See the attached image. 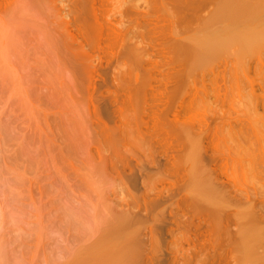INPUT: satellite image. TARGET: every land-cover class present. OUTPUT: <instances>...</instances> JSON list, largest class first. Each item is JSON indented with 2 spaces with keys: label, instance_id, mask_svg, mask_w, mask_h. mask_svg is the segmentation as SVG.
I'll use <instances>...</instances> for the list:
<instances>
[{
  "label": "rangeland",
  "instance_id": "obj_1",
  "mask_svg": "<svg viewBox=\"0 0 264 264\" xmlns=\"http://www.w3.org/2000/svg\"><path fill=\"white\" fill-rule=\"evenodd\" d=\"M255 1L66 0L73 50L98 69L88 79L68 48L56 53L52 38L64 29L51 8L0 0V120L9 144L0 149V241L9 239L17 264H36L28 258L35 248L41 260L43 245L51 255L83 234L84 218L74 231L58 217L72 203L98 225L134 218L122 233L143 230L142 264H264V19L257 47L235 41L191 65L202 51L197 37ZM204 184L215 201L199 192ZM29 224L47 229L36 233L44 241L23 230ZM246 226L263 233L252 257L241 245ZM25 248L27 261L18 256Z\"/></svg>",
  "mask_w": 264,
  "mask_h": 264
},
{
  "label": "bare ground",
  "instance_id": "obj_2",
  "mask_svg": "<svg viewBox=\"0 0 264 264\" xmlns=\"http://www.w3.org/2000/svg\"><path fill=\"white\" fill-rule=\"evenodd\" d=\"M65 1L66 0H42L43 4L46 5L45 7L47 9L51 8L52 12L50 10H48V11H50L51 14L53 13L52 14L53 16H51V20L53 17L54 21L57 22V24L56 23L54 24V25H57L56 28L59 29V31H61L59 27H62V30L64 29L63 32L59 33V31H58V33L60 34V37H61V38L59 37L60 39H58L57 37L56 38L54 37L55 39L52 38L53 41H57V47H56L55 51L57 54H60V52L58 53L59 49L62 50L63 47L68 48L70 51L69 55L72 57H75L74 61H75L76 67L79 68L78 71L80 73H84V75L88 79H93L91 77H93L96 73H98V69L90 61L92 59L91 55L87 54V53H84V54L81 53V55H80V52L73 50L75 47L76 39L73 37V35L72 36L70 35L71 33L68 29V22L69 21H67L66 17L69 14V8L66 6ZM75 1L81 2V0H75ZM262 2L264 3V0H262ZM258 3H259V1L256 0L254 2V4H252L251 6H244L243 8H240L237 13L231 12L229 14H225L224 16L230 21L228 25L222 26L220 28L209 30V31L205 32L204 34L198 36L197 42H199V44L202 46V51H201L200 55H198L196 58L193 59L191 65L192 66L202 65L208 57L220 54L222 51H225L228 47H230L235 41L239 42L241 45L247 47L248 49L249 48L253 49V48L257 47L259 45V43L261 42L260 39H262L259 35V33H260L259 23L262 21V19H264V9L258 10V8H257ZM42 5H40V6H42ZM237 17L244 19V20H242V22H243L242 25H239L238 23L235 22V19ZM54 21L52 20V22H54ZM247 21L250 23V26H247L245 24ZM6 24H7V22H6ZM1 27H0V39L3 37L2 35H3V32L6 28V25L1 26ZM262 31H263V35H264V29ZM2 55H3L2 52H0V56H2ZM61 56L65 57L66 55L63 54ZM15 73L18 74L19 72L17 73V71H15ZM2 111H3V109H2ZM2 111H0V112H2ZM170 116L173 119H175L176 113L175 112L171 113ZM1 123H2V120H0V147H1L0 149H3V147L7 146L5 144V142H7V144H8V141H6V140L4 141V138H6V136H4V134L5 133L7 134V130H6V127H4L5 125H3ZM4 128H5L6 132H5ZM4 144H5V146H4ZM67 144L68 143L65 142V146ZM4 164H6V162ZM6 166H7V164H6ZM9 172H11V171H9ZM17 182H19V181H17ZM196 185H198L200 187L199 184H196ZM199 192L201 194L207 196L209 198V200L212 202L215 201V199H217V197L212 194L213 193L212 188L208 184H204L203 186H201V188H199ZM4 200H6V199H4ZM75 200L77 201L79 199H75ZM4 202L1 201L0 203L2 204ZM1 204H0L1 210L2 209L4 210V208H2V207L5 206V204H3V205H1ZM78 205H77V207H79ZM69 206H66V208H64V209L68 210V212L66 211L67 214L65 212H63L64 209L62 211L63 215L61 213H59L60 215H58V217H60V220L64 219L66 223L70 222L69 224L72 225V227H73V228L71 227V229L74 230V227H76L75 223L79 224L81 222V220L83 221V218H84V220L86 222V223L84 222L85 225L86 226L88 225V227H89V228L87 227L88 232L83 231V230H86V226L84 228L81 227V229L79 231H78V229L77 230L75 229L74 231H78V233L83 232V234L79 233L81 235L79 238L77 236L78 234L71 235L72 236L71 240H69L70 238L67 239L65 237L64 240H66V241L69 240L66 242L67 243L66 247H65L66 249L64 248V250L62 249L63 251L58 252V253L55 251H53L52 253L50 252L51 255L48 253L50 250L46 252L47 246L43 245V247H42V245L41 246L36 245L37 243L36 244L31 243V244L35 245V246L32 245L33 248L37 246V247H42L43 250L45 249V252L42 249L36 250V252L39 253V257H41V260L38 258V255L36 256L35 253L33 252V251H35L36 248L34 250L32 249L33 251H31L33 253L34 258L31 254V252H29V250H30L29 248H28L29 250L27 248H25L24 252H23V250L21 252L26 256H24L23 254L18 255L17 253H16V255L21 256L24 259L25 257H27V252H29L31 255H28L29 256L28 258L32 257V259H35L36 264H38V262H39V264H142L143 263V261L145 259V249H146V246H145L146 245L145 244L146 239H144L145 237L143 236L144 235L143 230H137V228H133V229H130L128 232L122 233V229L125 226L126 227L130 226L131 222L134 220V218L128 217V216H126V214L125 215L120 214L119 216L115 215V217L113 216V218H111L112 216L111 217L108 216V218H105V217H102L103 215L101 214L102 216H100V217H102V218H101L99 225H98V221L100 220V218L98 220L95 219V223H97V224L93 223L94 219L92 220V223L94 225H96V226H94L88 218L85 219L84 216L83 217L80 216V215H82L81 209L80 210L77 209L76 205H73V203L71 204V208ZM63 207H65V206H62L60 209L62 210ZM67 207H68V209H67ZM72 207H74V208L72 209ZM60 209H58V210H60ZM78 210H79V212H77ZM50 212H51V210L49 211V213ZM78 213H80V215ZM40 214L42 215L43 213H40ZM64 214H65V216H64ZM35 215L38 216L39 214L37 213ZM95 215L93 216L94 218H96ZM24 216H26V215H24ZM34 216H32L31 218H33ZM67 217H68V219H67ZM8 218H9V216H8ZM42 218H41V220L38 218L37 219L33 218V219H35L36 222H37V220L40 221V222H37V224L35 223L36 226L38 225V223L41 224V226H42V223L44 222V219H42ZM9 219H8V221H9ZM33 219H32V221L35 222ZM23 220H24V218H23ZM42 220H43V222L41 223ZM45 220H46V218H45ZM86 220L88 222L90 221L91 227L89 226V224L87 223ZM27 224H28V222H27ZM20 225L22 226V224H20ZM32 225L33 224H29V226H24V229L22 227H20V228H22L23 230H26V231L28 230L27 232H29L31 229L35 230L40 226V225H38L37 228H35L36 226L33 227ZM43 225H46V224L43 223ZM25 227H28L29 229L28 228L25 229ZM31 227H33V228H31ZM39 229L40 230L42 229L41 231L43 232V230H45V227L39 228ZM39 229L34 231L35 235L39 234V233L36 234ZM67 229H68V231L70 230L68 227H67ZM42 232H40L41 237H38L40 235L35 237V239L37 238L36 242H39V240H40L39 238H41V240L43 239L42 238L43 237ZM46 232H48L47 229L43 233H46ZM69 232H67L68 233L67 237L69 236ZM96 232H99V234L97 236H93V235H95ZM30 233H33V232H30ZM71 236H69V237H71ZM75 236H77V237H75ZM194 236H197V238L199 237L198 235H194ZM262 237H263L262 230L259 229L258 227L246 226L244 228L242 240H241V245L245 251L249 252L250 257L253 256L255 245L259 241H261ZM21 239L23 241V238H21ZM8 241H9V239L7 240V242ZM25 241L27 243V240H25ZM42 241H44V240H42ZM7 242H5L4 240L0 241V264H17L15 261L16 257H15V259H13V258H11L12 255H10L11 257L9 256L10 248L8 249L9 244ZM23 243H24V241H23ZM43 243H45V242H43ZM47 243L48 242H46L45 244H47ZM20 245H22V244H18V246H20ZM47 245H49V243ZM14 246H16V245H14ZM14 246H13V248L15 249ZM48 247H47V249H49ZM40 250H42L43 253ZM40 253H42V254L48 253V255L44 254L45 255L44 256ZM35 256L37 257V260H36ZM24 260L27 261V259H24ZM28 262H29L28 264H30V261H28ZM32 263L33 262H31V264Z\"/></svg>",
  "mask_w": 264,
  "mask_h": 264
}]
</instances>
